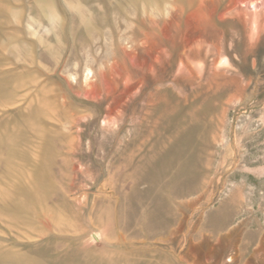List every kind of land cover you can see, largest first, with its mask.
<instances>
[{
	"label": "rangeland",
	"instance_id": "obj_1",
	"mask_svg": "<svg viewBox=\"0 0 264 264\" xmlns=\"http://www.w3.org/2000/svg\"><path fill=\"white\" fill-rule=\"evenodd\" d=\"M0 264H264V0H0Z\"/></svg>",
	"mask_w": 264,
	"mask_h": 264
}]
</instances>
